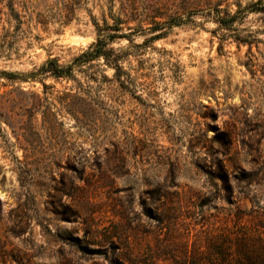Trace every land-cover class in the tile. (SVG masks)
Returning a JSON list of instances; mask_svg holds the SVG:
<instances>
[{
    "label": "rangeland",
    "instance_id": "obj_1",
    "mask_svg": "<svg viewBox=\"0 0 264 264\" xmlns=\"http://www.w3.org/2000/svg\"><path fill=\"white\" fill-rule=\"evenodd\" d=\"M206 1L0 0V264H213L264 237V0H222L229 26L142 30ZM98 33L130 80L102 58L7 76Z\"/></svg>",
    "mask_w": 264,
    "mask_h": 264
},
{
    "label": "trees",
    "instance_id": "obj_2",
    "mask_svg": "<svg viewBox=\"0 0 264 264\" xmlns=\"http://www.w3.org/2000/svg\"><path fill=\"white\" fill-rule=\"evenodd\" d=\"M222 2V0H208L206 1V3L208 4L206 8L198 11H188L184 16L168 15L164 21H150L152 25L142 30L143 32L159 31L158 33L152 35L150 38L156 39L163 36L164 29L184 24L190 21L191 17L196 14L210 16L219 24L229 26L237 18V14L240 13V10H237L235 13H231L228 11L227 6L221 7ZM237 6L238 9H241L240 3H237ZM245 8L246 7L242 8V10H244ZM248 8L263 10V5L257 6V4L253 3L249 5ZM103 29L119 30V27L117 26L116 22V24L111 25L109 28ZM99 31L102 32V29H100ZM117 36L118 35L116 33H98V38L95 43L91 44L88 49L75 57L74 60L67 65L59 64L56 59H47L38 67L36 71L31 72L30 74L8 73L7 76L19 77L22 79H34L38 75L40 76V79H44V77L46 76H51L56 79L62 77L70 78L73 77V69L75 66L83 65L85 63L91 62L92 60H99L102 58L103 63L115 69L114 76L116 78L120 79L122 76H124L126 79L130 80V73L125 71L122 67L123 59L127 57L130 52L128 50L114 51L112 48H107L108 41ZM122 36L124 35H119V37ZM44 87H46L45 84ZM223 242L226 243L227 248H224L223 251H219V256L213 257V264H264V237H250L247 235L235 242L227 240H223ZM142 263L146 264L144 262ZM185 263L204 264V262L200 261L196 256L189 257V259L185 258Z\"/></svg>",
    "mask_w": 264,
    "mask_h": 264
}]
</instances>
